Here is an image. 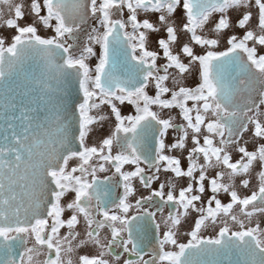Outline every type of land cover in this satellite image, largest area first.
I'll return each instance as SVG.
<instances>
[{"label": "snow or ice", "instance_id": "1", "mask_svg": "<svg viewBox=\"0 0 264 264\" xmlns=\"http://www.w3.org/2000/svg\"><path fill=\"white\" fill-rule=\"evenodd\" d=\"M0 4V264H264V0Z\"/></svg>", "mask_w": 264, "mask_h": 264}, {"label": "flooded vegetation", "instance_id": "2", "mask_svg": "<svg viewBox=\"0 0 264 264\" xmlns=\"http://www.w3.org/2000/svg\"><path fill=\"white\" fill-rule=\"evenodd\" d=\"M0 8H3L4 9V12H5V18L7 17L6 15V11H7V6L6 5H3V4H0ZM3 32V35L7 36L9 35L10 33L7 31V30H0ZM42 31V34H44V30H41ZM181 183H183V181H181ZM187 230V224H185L181 229H180V240L181 242H185L186 241V237L184 235L185 231ZM205 235H210L212 234V229L209 228L207 230H205ZM17 250H22L21 248H19V246H17ZM148 249L146 248L145 251H147ZM134 259V257H131ZM38 260H42L43 259V256H40L37 258Z\"/></svg>", "mask_w": 264, "mask_h": 264}, {"label": "water", "instance_id": "3", "mask_svg": "<svg viewBox=\"0 0 264 264\" xmlns=\"http://www.w3.org/2000/svg\"><path fill=\"white\" fill-rule=\"evenodd\" d=\"M29 63H31L33 66H35L36 64H42V62L38 58L34 61H30ZM232 258L234 259L235 257L233 256Z\"/></svg>", "mask_w": 264, "mask_h": 264}, {"label": "rangeland", "instance_id": "4", "mask_svg": "<svg viewBox=\"0 0 264 264\" xmlns=\"http://www.w3.org/2000/svg\"><path fill=\"white\" fill-rule=\"evenodd\" d=\"M6 15H7V11H6ZM107 128V125L105 126V129ZM95 135H102V132H97V133H95Z\"/></svg>", "mask_w": 264, "mask_h": 264}]
</instances>
